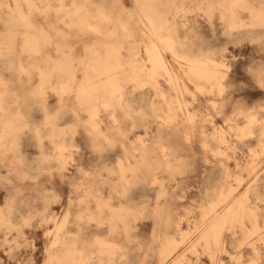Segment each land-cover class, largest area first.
Masks as SVG:
<instances>
[{"label":"clouds","instance_id":"obj_1","mask_svg":"<svg viewBox=\"0 0 264 264\" xmlns=\"http://www.w3.org/2000/svg\"><path fill=\"white\" fill-rule=\"evenodd\" d=\"M257 92L264 0H0V253L264 264Z\"/></svg>","mask_w":264,"mask_h":264},{"label":"rangeland","instance_id":"obj_2","mask_svg":"<svg viewBox=\"0 0 264 264\" xmlns=\"http://www.w3.org/2000/svg\"><path fill=\"white\" fill-rule=\"evenodd\" d=\"M229 51L231 52L232 49H229ZM141 55H143V56H145V58H147V53H143L142 52ZM234 55H240V53L239 52H235ZM227 58L228 59H231V57H227ZM241 63H243V62H237L236 63V66L233 68V73H230V75L231 74H235L237 76L245 77L247 80H251V77L250 76H245V73H243V72L240 71V64ZM149 67H150V65H149ZM252 95H253V97L264 98V93L257 92V93H253ZM53 102L54 101H52V100L49 101V103H53ZM249 106H251V102L250 101H249ZM226 114H230V109H228L226 111ZM215 124H216L217 127H224L225 130H227V128H226V121L223 118H217L215 120ZM243 151L245 153L247 152L246 149H244ZM234 166H235L234 164H231L230 165V167H234ZM261 179H264V177H261ZM246 188H247V183L242 184L240 186V188H239V191L236 193V195L238 196V195H240V193H243ZM196 195L197 194L195 192L189 193V200L194 199ZM55 210L56 211H59L58 208L55 209ZM181 227H182V230L187 231L189 225L188 224H183ZM37 235H41V234L40 233H37ZM41 243H42L41 241H38L37 242V247H40ZM182 251H183L182 248L181 249H178L176 255H179V253L182 252ZM176 255H174L172 258L175 259L176 258ZM190 258L193 259V260L196 259L195 257H190ZM0 259L4 260L5 264H8L7 257L4 256L3 253H0ZM223 259L226 260L227 257H223ZM200 264H212V260L208 256H202V257H200Z\"/></svg>","mask_w":264,"mask_h":264}]
</instances>
